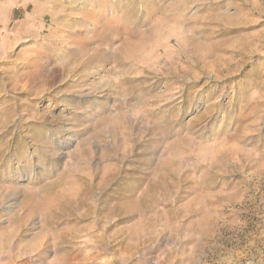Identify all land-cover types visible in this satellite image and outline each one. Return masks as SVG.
Masks as SVG:
<instances>
[{
    "label": "rangeland",
    "instance_id": "obj_1",
    "mask_svg": "<svg viewBox=\"0 0 264 264\" xmlns=\"http://www.w3.org/2000/svg\"><path fill=\"white\" fill-rule=\"evenodd\" d=\"M0 264H264V0H0Z\"/></svg>",
    "mask_w": 264,
    "mask_h": 264
}]
</instances>
